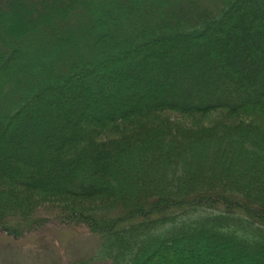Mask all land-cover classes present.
<instances>
[{"label":"trees","instance_id":"16d2710c","mask_svg":"<svg viewBox=\"0 0 264 264\" xmlns=\"http://www.w3.org/2000/svg\"><path fill=\"white\" fill-rule=\"evenodd\" d=\"M25 1L0 0V236L50 216L98 240L70 264H264V0Z\"/></svg>","mask_w":264,"mask_h":264},{"label":"rangeland","instance_id":"374dc122","mask_svg":"<svg viewBox=\"0 0 264 264\" xmlns=\"http://www.w3.org/2000/svg\"><path fill=\"white\" fill-rule=\"evenodd\" d=\"M32 1L27 0L22 5V8L30 15L29 18L22 20L23 25L28 24L29 19L34 18L37 14L46 12V8L41 2ZM47 2L51 6L56 4L52 0ZM17 11L14 5L11 6L7 17L18 15ZM199 118L189 117L187 121L190 124L201 126L210 119L207 116ZM45 219L47 220L45 226L35 229L20 242L12 243L11 240H7L1 235L0 264H70L76 258L85 260L88 259L87 257H91L98 243L95 237L89 236L83 231L61 226L50 216Z\"/></svg>","mask_w":264,"mask_h":264}]
</instances>
